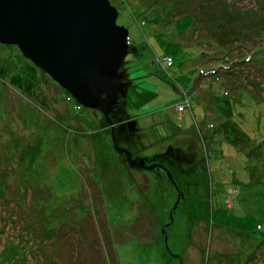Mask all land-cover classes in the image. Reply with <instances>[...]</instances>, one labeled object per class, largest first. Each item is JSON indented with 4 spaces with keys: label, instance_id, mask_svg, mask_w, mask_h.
<instances>
[{
    "label": "rangeland",
    "instance_id": "rangeland-1",
    "mask_svg": "<svg viewBox=\"0 0 264 264\" xmlns=\"http://www.w3.org/2000/svg\"><path fill=\"white\" fill-rule=\"evenodd\" d=\"M111 1L131 41L127 103L138 99L137 114L161 108L129 121L120 113L118 144L147 164L159 153L167 168L179 162L184 197L171 220L178 190L166 169L129 163L99 109H78L18 45L0 42V251L19 242L26 264H264V54L254 52L264 50V0ZM237 7L241 23L261 18L259 32L223 48L218 23L242 31L227 17ZM216 66L219 78L208 71ZM14 76L31 78L30 90ZM149 84L159 94L138 97ZM187 98L192 110L180 114ZM159 121L183 136L132 135Z\"/></svg>",
    "mask_w": 264,
    "mask_h": 264
},
{
    "label": "water",
    "instance_id": "water-1",
    "mask_svg": "<svg viewBox=\"0 0 264 264\" xmlns=\"http://www.w3.org/2000/svg\"><path fill=\"white\" fill-rule=\"evenodd\" d=\"M111 0H0V42L16 44L22 54L42 68L81 104L99 109L111 128L114 145L138 167L166 169L178 196L184 197L169 168L160 161L146 163L118 144L115 127L120 97L127 93L122 69L129 52V30L119 24ZM117 116V117H116ZM116 117V118H115ZM162 226L167 240L165 226ZM174 256L180 257L179 254Z\"/></svg>",
    "mask_w": 264,
    "mask_h": 264
},
{
    "label": "trees",
    "instance_id": "trees-1",
    "mask_svg": "<svg viewBox=\"0 0 264 264\" xmlns=\"http://www.w3.org/2000/svg\"><path fill=\"white\" fill-rule=\"evenodd\" d=\"M204 5H207V3H205ZM262 10H264V9H262ZM245 12H246V10H242L239 7H237V9L234 12H232V11L231 12H227L228 13L227 17H229L230 19H232L235 16L234 20L239 22L240 26L238 25V27L241 28L242 31L238 30V28H236L237 26L235 25L234 29H232L230 31V33H227L226 30L224 29V26H223L224 21L223 20L219 21V23H218V28H219L218 33L219 34H218V40H217L218 44L217 45H219V46H221L223 48L224 47H228V45L231 42H233V41H237V40H241V39H245L247 37L253 36L254 35V31L255 32H259L258 29L261 26V22H262L261 18H259V17L255 18L256 20L250 21L248 25H246L244 22H242L243 23L242 24L241 23V19H242L243 15L246 14ZM247 12L249 13V11H247ZM251 12L253 14H255L256 11L251 10ZM186 13H189V12H186ZM223 13H225L224 10H223ZM219 16H220V14H219ZM245 25L248 28V32H246L247 33L246 36H245L246 33L242 34V32H244L243 28H245ZM254 28H256V29L254 30ZM215 34H216V32H215ZM240 37H243V38H240ZM254 52L259 54V56H260V54L261 55L264 54V50H262L260 48H257L256 50H254ZM246 60H251V57H249L248 59H246V58L244 59V61H246ZM30 62H31V66H30L31 70L34 71L36 66L33 64L32 61H30ZM222 66L224 68H226V69H230V68H233L234 64H233V62L230 65L220 64V68H222ZM217 67L218 66H216L215 68H210V69H208V71L212 72L211 75L217 76L219 78V76L221 74V70H219V68H217ZM200 70L202 72H205L204 68H200L199 69V73L201 72ZM17 76H14V78H13V81L15 82V84H17V85H19V86H21L23 88L25 87V89L30 90L33 80L31 78H26L25 81L22 82V78H19ZM67 94H69V93L67 92ZM125 98H126V96L125 97H121L120 98V103L116 104L114 106L116 107L118 105V106L121 107L122 104H124ZM191 110H192V108H191ZM106 122L109 125L107 120H106ZM164 154H166V153L156 154L155 155V159L161 161ZM152 160H154V159L150 158V161H152ZM167 166L170 169V171L172 172L174 180L176 181V183H178L177 179H176V172L175 171L176 170H180L181 172H184L185 169L181 166V164L179 162H176V161L169 162V164H167ZM166 177L170 181V183L172 185H174L173 181L168 177V175H166ZM177 185L180 187L179 184H177ZM21 248L22 247H20V243L19 242L11 241L10 243H6L5 247L0 251V264H3V263H6V264H26V261L28 259L27 258L28 250L25 249V251H24ZM29 252L32 253L31 250H29Z\"/></svg>",
    "mask_w": 264,
    "mask_h": 264
},
{
    "label": "crops",
    "instance_id": "crops-1",
    "mask_svg": "<svg viewBox=\"0 0 264 264\" xmlns=\"http://www.w3.org/2000/svg\"><path fill=\"white\" fill-rule=\"evenodd\" d=\"M145 46V45H144ZM139 55H137L136 53V57H138ZM128 70V69H127ZM124 72L126 73V77L129 78V74H127V72L124 70ZM151 75H153L151 73ZM130 82L133 80L131 78H129ZM132 84L129 83L128 87H127V92H129V86H131ZM152 87L151 85H146V86H141V92H137V95L138 97H145L146 95L148 94H151V93H158V91L154 90L152 91ZM131 99H134V94L130 93V96H129ZM147 97V96H146ZM145 97V98H146ZM137 98H135L134 100H131L133 103L132 104H128L127 103V93H126V98L124 100V104L123 106L121 107L120 109V112H117V113H125L128 115V118H126V121H129V120H132V119H136V117H146V116H151L153 115V112L154 111H158L159 109L161 108H155V109H152V110H149V111H145L143 114H137L136 112H141V111H137V110H142L141 106H137V104L135 103L137 100ZM130 101V100H129ZM187 109V107L185 108ZM185 109L183 110V112L185 111ZM190 109V108H189ZM124 121V120H123ZM123 121H118V125H121L123 124L124 122ZM157 125H159L160 129L159 128H155L157 130H161V133H159L157 130H153L154 129V126L150 127L149 124H147L146 126H142L140 127L139 129H134L132 131V135L134 137H137L138 139H141V136H142V139L144 141L145 144L149 143L150 141L154 140L155 141V136L158 140H162V139H165V138H171V139H178V138H181L183 136V133L181 134V132H171L170 130L166 132V128L167 126H164L163 128V122L162 121H159L157 123ZM156 125V126H157ZM153 128V129H152ZM123 129V128H122ZM152 133V134H151ZM176 136V137H175ZM167 145H172V143H168ZM174 145V144H173ZM154 155H152L153 157Z\"/></svg>",
    "mask_w": 264,
    "mask_h": 264
},
{
    "label": "built area",
    "instance_id": "built-area-1",
    "mask_svg": "<svg viewBox=\"0 0 264 264\" xmlns=\"http://www.w3.org/2000/svg\"><path fill=\"white\" fill-rule=\"evenodd\" d=\"M160 60H161L162 65H170L172 63V60L173 59L170 56H163ZM67 98L68 99H71V98H73V96L69 94V95H67ZM186 105H190L188 99L186 101H184V102L177 103L176 107H178L177 109L181 113L182 110H184V108H185ZM76 107L78 109H80L82 107V105L80 103H77L76 104ZM257 228L260 231H263L264 232V223L259 222L257 224Z\"/></svg>",
    "mask_w": 264,
    "mask_h": 264
},
{
    "label": "flooded vegetation",
    "instance_id": "flooded-vegetation-1",
    "mask_svg": "<svg viewBox=\"0 0 264 264\" xmlns=\"http://www.w3.org/2000/svg\"><path fill=\"white\" fill-rule=\"evenodd\" d=\"M126 80H127V82H128V84H127V87H128V85H129V83H130V80H129V78H127ZM120 98H121V97H120ZM122 106H123V104H122ZM118 114H119V113H118ZM153 159H154V160H152V161H150V162L158 161V160L155 159V157H154Z\"/></svg>",
    "mask_w": 264,
    "mask_h": 264
},
{
    "label": "bare ground",
    "instance_id": "bare-ground-1",
    "mask_svg": "<svg viewBox=\"0 0 264 264\" xmlns=\"http://www.w3.org/2000/svg\"><path fill=\"white\" fill-rule=\"evenodd\" d=\"M27 58V57H26ZM29 59V58H28Z\"/></svg>",
    "mask_w": 264,
    "mask_h": 264
}]
</instances>
